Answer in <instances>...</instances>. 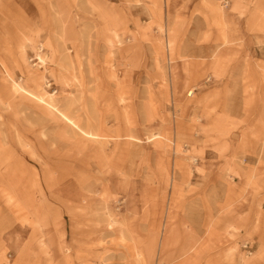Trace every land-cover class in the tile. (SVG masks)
<instances>
[{"label": "rangeland", "instance_id": "1", "mask_svg": "<svg viewBox=\"0 0 264 264\" xmlns=\"http://www.w3.org/2000/svg\"><path fill=\"white\" fill-rule=\"evenodd\" d=\"M0 211L36 264H264V0H0Z\"/></svg>", "mask_w": 264, "mask_h": 264}, {"label": "crops", "instance_id": "2", "mask_svg": "<svg viewBox=\"0 0 264 264\" xmlns=\"http://www.w3.org/2000/svg\"><path fill=\"white\" fill-rule=\"evenodd\" d=\"M4 217L0 211V264H36L31 256L38 250L32 241L24 242L22 233H17V216L14 215V222L11 221L10 226L3 221ZM12 225L16 227L10 228Z\"/></svg>", "mask_w": 264, "mask_h": 264}]
</instances>
